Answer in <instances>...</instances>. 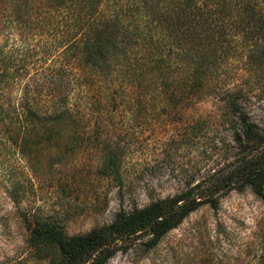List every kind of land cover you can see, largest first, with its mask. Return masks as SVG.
<instances>
[{
	"label": "trees",
	"instance_id": "trees-1",
	"mask_svg": "<svg viewBox=\"0 0 264 264\" xmlns=\"http://www.w3.org/2000/svg\"><path fill=\"white\" fill-rule=\"evenodd\" d=\"M0 22L7 33L0 48V114L9 118L0 122V134L10 143L49 140L53 128L47 127L76 118L74 96L86 99L85 89L98 82L109 85L110 102L113 94L124 95L137 109L149 101L171 113L225 95V109H218L224 114L189 125L192 143L227 117L234 121L229 143L237 152L203 181L121 211L86 234L36 225L30 242L55 244L64 264H107L142 238L155 248L192 212L217 208L232 191L251 188L264 202V128L246 105L255 89H223L218 82L219 68L232 58L251 76L264 65V0H0ZM12 33L25 49H6ZM17 85L18 105L11 96Z\"/></svg>",
	"mask_w": 264,
	"mask_h": 264
},
{
	"label": "rangeland",
	"instance_id": "rangeland-1",
	"mask_svg": "<svg viewBox=\"0 0 264 264\" xmlns=\"http://www.w3.org/2000/svg\"><path fill=\"white\" fill-rule=\"evenodd\" d=\"M6 34L0 22V48ZM9 38V52L17 45L25 49L17 35ZM234 59L219 68L220 87L254 88L246 105L253 122L264 128V65L252 77ZM20 89L17 85L11 93L16 105ZM85 92L86 99L74 96L76 118L49 125L53 132L43 143H10L0 134V264H64L55 244L30 242L34 226L86 234L111 224L121 211L146 207L203 181L237 152L229 143L234 121L227 116L226 123L188 141L189 125L224 114L218 109H225V95L171 113L149 101L137 109L124 95L113 94L116 102H110L104 82ZM8 120L0 114V122ZM146 240L107 264H261L264 202L251 188L235 190L221 196L217 208L204 205L192 212L155 248L145 247Z\"/></svg>",
	"mask_w": 264,
	"mask_h": 264
}]
</instances>
